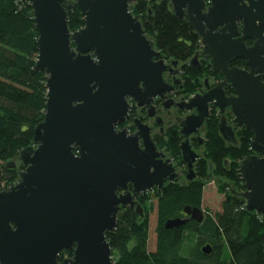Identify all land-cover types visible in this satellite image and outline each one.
Wrapping results in <instances>:
<instances>
[{
  "label": "water",
  "instance_id": "1",
  "mask_svg": "<svg viewBox=\"0 0 264 264\" xmlns=\"http://www.w3.org/2000/svg\"><path fill=\"white\" fill-rule=\"evenodd\" d=\"M137 1L29 0L39 33L36 70L47 76V105L33 144L19 153L25 167L19 180L0 189V264H115L106 234L120 212L131 207L143 216L136 196L179 178L147 130L140 132L142 148L138 135L116 129L129 114L130 99L144 105L172 90L164 80L169 66L163 52L131 11ZM169 1L176 16L200 35L213 69L223 75L216 86L185 102L196 113L184 119L181 133H198L210 105L222 113L218 127L227 142L238 145L236 127L250 129L252 153L240 162L246 188L237 194L248 211L264 216V0H210L208 7L206 0ZM74 6L85 26L71 31L68 10ZM218 26L223 28L214 32ZM246 38L254 43L248 46ZM235 58L246 60L248 69L230 67ZM197 61L195 55L190 64L199 66ZM228 85L236 95L226 94ZM226 108L235 127L228 124ZM180 148L193 181L201 155L189 138ZM129 184L132 191L119 193ZM184 213L165 227L205 218L198 206L188 205ZM64 250L73 255L60 261ZM202 250L210 254L212 246Z\"/></svg>",
  "mask_w": 264,
  "mask_h": 264
},
{
  "label": "trees",
  "instance_id": "2",
  "mask_svg": "<svg viewBox=\"0 0 264 264\" xmlns=\"http://www.w3.org/2000/svg\"><path fill=\"white\" fill-rule=\"evenodd\" d=\"M131 11L140 17L146 33L168 58L188 60L200 39L174 13L168 0H139ZM71 31L85 26L82 11L68 10ZM39 33L29 0H0V189L19 180L25 167H12L21 149L33 144L34 131L45 118L47 76L36 70ZM191 77L189 92L201 85L203 70L187 68ZM219 117L213 112L207 123L202 154L197 160L196 178L171 183L138 197L144 215L128 207L120 212L116 227L107 232L115 264H264V216L250 212L239 192L245 190L240 162L252 153L253 134L243 127L236 132L238 145L227 142L219 132ZM180 139L172 135L167 144L171 157L183 165ZM217 178L224 193L222 210L210 212L202 222L188 221L178 228H166L169 219L185 217L186 206L202 208L205 179ZM157 212L155 243L151 246V213ZM210 244L212 252L202 248ZM64 250L59 260L72 256Z\"/></svg>",
  "mask_w": 264,
  "mask_h": 264
},
{
  "label": "flooded vegetation",
  "instance_id": "3",
  "mask_svg": "<svg viewBox=\"0 0 264 264\" xmlns=\"http://www.w3.org/2000/svg\"><path fill=\"white\" fill-rule=\"evenodd\" d=\"M206 1L208 7L210 5V0H206ZM171 6L173 9L172 3ZM181 20H186V19H181ZM238 26H239V31H241L243 27V22H238ZM222 28L223 26H218L214 32H218ZM193 32L196 35H198L200 39V43L198 45L199 47L196 49L194 54L188 60L182 61L179 59L168 58L163 53V59L166 65L169 66V69L164 73V80L167 84H169L172 87L171 92L158 94L157 96L152 97L149 103H146L144 105H139L136 101L130 99L129 100L130 109L128 116L121 124L116 125V129L119 131L125 130L128 133V135H138L139 145L142 148L145 147V142L140 132L142 130L148 131L150 137L157 146L158 151L163 152L165 154L166 159L172 160L174 166L176 167V171L179 173V178L177 180L172 182L169 181L167 182L166 185L180 182V180L183 179V176L186 178L187 181L189 180L187 179L186 169L184 168V171L180 172L182 165L176 162L171 157L168 146L164 144H167L170 141L172 135H177V137L181 140L180 145L182 141H184L186 138H189L192 147L201 155L205 144L208 120L210 119L213 112H216L217 116L219 117V123H220V118L222 115V113H219L217 108L210 105V114L206 118L204 124L199 128L198 133H192L188 137L184 136L181 133L182 130L181 124L184 121V119L187 116L196 113L195 109L188 110L186 108L185 102L188 101V99L191 98L194 94L204 93L209 89V87L213 88L221 80H223V75L221 71H215L213 69L210 59L207 57V54L204 53L203 51L204 44L202 42V38L198 33H196L195 31ZM148 36L150 39H152L155 42L153 37H151L150 35ZM245 42L248 46L254 43V41L249 38H246ZM195 55H197V59H198L197 64L199 66H192L190 64L191 59ZM174 61H178V63L173 64ZM228 64L230 67H239L242 69H248L246 60L241 58L232 59L228 62ZM187 68L203 70L202 75L199 76L201 85L193 93L189 92V88L191 86V81L194 82L195 79L191 77V74L187 70ZM263 81H264V77H263ZM225 92L228 96L237 94L236 89L231 85L225 87ZM224 114L227 118L228 124L235 127V123L233 122L234 115L232 114L229 108H226ZM240 129H241L240 127L235 128L236 132ZM199 137L202 138L203 141L202 143ZM183 165L185 167L186 163L184 162ZM132 190H133V185L129 184L127 189H121L119 193H125L127 191H132ZM140 195L136 196L137 201ZM184 215L186 216L185 213ZM68 257H72V256H66L65 258Z\"/></svg>",
  "mask_w": 264,
  "mask_h": 264
},
{
  "label": "rangeland",
  "instance_id": "4",
  "mask_svg": "<svg viewBox=\"0 0 264 264\" xmlns=\"http://www.w3.org/2000/svg\"><path fill=\"white\" fill-rule=\"evenodd\" d=\"M152 37V36H151ZM203 151V150H202ZM19 167V164H21L18 161V158L14 160ZM186 169V166L184 167V165L181 166L180 172L183 169ZM206 183H205V191H204V197H203V205H202V209L204 211V214L206 216L207 212H210L212 215H215L216 212L220 211L222 209V202L225 198L224 193L221 192L220 188H219V183L217 181L216 177L213 176H209L208 178L205 179ZM187 180L186 178L183 176V179L180 180L179 183H186ZM151 219H152V240H151V246L154 245L155 243V239H154V229L156 227V220H157V212H152L151 213Z\"/></svg>",
  "mask_w": 264,
  "mask_h": 264
},
{
  "label": "built area",
  "instance_id": "5",
  "mask_svg": "<svg viewBox=\"0 0 264 264\" xmlns=\"http://www.w3.org/2000/svg\"><path fill=\"white\" fill-rule=\"evenodd\" d=\"M245 207H246V205L243 208H245Z\"/></svg>",
  "mask_w": 264,
  "mask_h": 264
},
{
  "label": "crops",
  "instance_id": "6",
  "mask_svg": "<svg viewBox=\"0 0 264 264\" xmlns=\"http://www.w3.org/2000/svg\"><path fill=\"white\" fill-rule=\"evenodd\" d=\"M221 210H222V209H221ZM221 210H220V211H221Z\"/></svg>",
  "mask_w": 264,
  "mask_h": 264
},
{
  "label": "bare ground",
  "instance_id": "7",
  "mask_svg": "<svg viewBox=\"0 0 264 264\" xmlns=\"http://www.w3.org/2000/svg\"><path fill=\"white\" fill-rule=\"evenodd\" d=\"M153 190V189H152Z\"/></svg>",
  "mask_w": 264,
  "mask_h": 264
}]
</instances>
